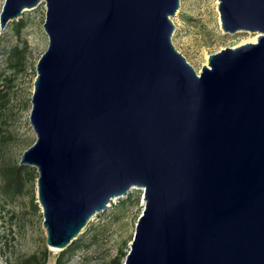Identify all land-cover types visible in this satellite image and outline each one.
<instances>
[{
    "label": "water",
    "instance_id": "1",
    "mask_svg": "<svg viewBox=\"0 0 264 264\" xmlns=\"http://www.w3.org/2000/svg\"><path fill=\"white\" fill-rule=\"evenodd\" d=\"M45 3L29 120L49 247L66 249L143 189L122 264H264V0H218L258 40L199 73L172 35L181 0H6L4 28Z\"/></svg>",
    "mask_w": 264,
    "mask_h": 264
},
{
    "label": "rangeland",
    "instance_id": "2",
    "mask_svg": "<svg viewBox=\"0 0 264 264\" xmlns=\"http://www.w3.org/2000/svg\"><path fill=\"white\" fill-rule=\"evenodd\" d=\"M5 1L0 0V13ZM217 5L218 0H181L172 17L176 24L172 40L199 73L211 54L255 42L257 35L248 30L225 32ZM45 12L41 2L4 28L0 24V264H27L34 256L42 264H57L62 251L47 244L37 167L21 164L23 152L37 138L29 115L37 62L48 46ZM143 195V189L134 186L128 196L96 214L76 239L79 246L60 264L124 261L144 209Z\"/></svg>",
    "mask_w": 264,
    "mask_h": 264
},
{
    "label": "trees",
    "instance_id": "3",
    "mask_svg": "<svg viewBox=\"0 0 264 264\" xmlns=\"http://www.w3.org/2000/svg\"><path fill=\"white\" fill-rule=\"evenodd\" d=\"M79 243H80V240H74L73 241V243L71 244L72 245V247L70 248V246L68 247V248H66V249H63L62 251H61V253H60V256L58 257V262H57V264H60L61 262H62V260H63V258H64V256H65V254L68 252V251H71V250H73L74 248H77L78 246H79ZM47 251V250H46ZM47 253V252H46ZM47 255V254H46ZM48 256V255H47ZM34 259L36 258V256H34L33 257ZM31 260V261H29L27 264H42V263H40V262H38L36 259L35 260ZM123 263V261L121 262L120 261V259H118V260H116L115 261V264H122ZM7 264H9V263H7ZM13 264H15V263H13ZM18 264V263H17ZM20 264H23V263H20Z\"/></svg>",
    "mask_w": 264,
    "mask_h": 264
},
{
    "label": "bare ground",
    "instance_id": "4",
    "mask_svg": "<svg viewBox=\"0 0 264 264\" xmlns=\"http://www.w3.org/2000/svg\"><path fill=\"white\" fill-rule=\"evenodd\" d=\"M258 38H259V37H258V34H257V35H255L254 40L256 41Z\"/></svg>",
    "mask_w": 264,
    "mask_h": 264
}]
</instances>
